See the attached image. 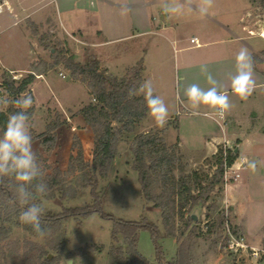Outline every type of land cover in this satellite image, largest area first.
I'll return each mask as SVG.
<instances>
[{"label": "rangeland", "instance_id": "374dc122", "mask_svg": "<svg viewBox=\"0 0 264 264\" xmlns=\"http://www.w3.org/2000/svg\"><path fill=\"white\" fill-rule=\"evenodd\" d=\"M237 1L240 3V0ZM250 1L252 7L250 19H259L260 25L264 27L262 0ZM22 2L24 8L21 23L13 24L14 19L11 16L5 12L0 13V66L19 70V73H15L17 80L26 76L33 68L32 65L36 67L35 80L17 98L25 93L33 97V106L27 110L29 128L33 137V151L45 172H51L53 167L65 170L69 163V155L78 147H81L86 160L91 159L93 133L77 112L80 107L95 100L85 85L71 79L70 71L61 62L55 63V58L57 55H64L84 63L87 56L93 54L106 75L118 78H121L127 69L136 65L140 56H144L148 62L145 80L152 81L158 92L157 95L162 97L168 106V120L177 121V128L169 127L162 135L169 144L178 141L179 153L185 166L184 174H191L193 170H198L202 175L213 173L215 166L211 165V154L215 152L217 144L226 139L223 135V128L226 131V125L214 113L210 116L204 115L203 109L194 113L187 109L184 103H174L172 98L174 76L172 74L169 76L168 84L164 65L160 66L158 62L156 64L153 51H142L147 45L146 39L130 36L128 9L130 0H93L95 5L89 6V9L93 10L96 4L97 6L103 4L102 11L96 13V21L83 13L74 12V15L80 18H78V27H75L73 22H70L71 25L68 23L65 14L58 8L57 0H23ZM167 2L168 0L164 5ZM180 2L190 8L193 4L196 5V0H191L190 3L189 0H180ZM33 6L39 10H36L31 17H26L29 11L33 10ZM4 7L3 5V9ZM90 13L88 15L94 14V12ZM187 13L189 12L185 14ZM84 17L87 19L84 20ZM71 20L75 21L73 16ZM98 22L101 27L97 26ZM77 28L81 31L79 32ZM97 28L102 32L97 33ZM258 35H264V31H258ZM254 39L257 43L264 41L260 37ZM168 61H165L166 67L171 63L172 57L170 63H167ZM5 71L0 67L2 91L1 75ZM38 72H42V76L37 74ZM5 94L10 99H15L5 91L1 95ZM136 94L143 95L139 92ZM229 99L233 105L230 111L237 115L240 111L239 98L230 94ZM12 106L14 104H10L6 109ZM207 111L210 113V110ZM214 118H217L222 127ZM74 120L80 124L77 132H72L68 127L70 121ZM156 127L153 118L146 115L132 132L125 133L116 141L114 157L106 176L98 177L96 190L101 196V208L104 213L117 220L141 221L145 218L152 222L159 232L157 245L160 246L164 260L169 261L176 256L178 243L174 237L163 233L160 210L145 201L138 174L132 168L133 135ZM47 135L55 137L52 145L44 144L43 139ZM230 145L234 146V142ZM250 163V160L245 161V166L238 171L239 177L227 187L226 197L240 199L241 203L246 197L257 201V205L253 206L243 202L240 209L246 214L252 227V230L247 232L245 240L253 237L261 242L264 237V163L256 162L255 168L249 170ZM75 180L77 178L71 177L72 182ZM225 187L226 184L222 180L209 193L207 202L194 208L198 218L191 227L195 233H199L195 238L194 246L196 263L264 264L262 251L255 257L249 249L229 248L227 230L235 224L229 202L225 197ZM93 199L90 186L77 187L75 191L67 190L63 197L56 194L50 199L43 198L41 207L44 212L57 213L66 207L89 205ZM256 223L261 224L257 232L254 231ZM113 224L112 219L104 218L95 212L83 218L80 224L75 218L63 221L60 232L57 231V234L48 237H33L21 227L14 226L7 246H18L19 255H22L24 246L31 242L38 247L44 246L51 264H108L109 249L116 242L111 238ZM178 225L180 226V222ZM58 235L62 236L61 248L51 249L50 245L53 242L57 243ZM117 242L122 241L120 239ZM137 249L148 260H157L156 242L148 228L139 229ZM18 258L9 262L21 264Z\"/></svg>", "mask_w": 264, "mask_h": 264}, {"label": "trees", "instance_id": "16d2710c", "mask_svg": "<svg viewBox=\"0 0 264 264\" xmlns=\"http://www.w3.org/2000/svg\"><path fill=\"white\" fill-rule=\"evenodd\" d=\"M261 6H264V0ZM58 62L70 71L71 79L85 85L95 99L80 107L77 112L93 133L91 159L86 160L81 147H78L69 155V163L65 170L53 167L51 172H45L43 169L48 191L44 195H38L32 203L41 206L43 198L50 199L56 194L63 197L67 190L75 191L77 187L86 186L91 187L94 199L91 204L83 207H66L57 213L44 212L43 236L48 237L57 231L60 232L62 222L69 218H75L80 224L83 218L97 212L114 222L111 238L116 242L109 249L108 264H197L194 246L199 233H195L191 227L195 221L190 213L196 206L206 203L209 193L223 180L224 165H231L237 158V153L234 152L235 145L225 149L221 145L217 146L215 153L211 155V165L215 166L213 173L202 175L198 170H193L191 174H184L185 166L179 153L178 141L169 144L162 135L169 127L177 128L176 119L168 120L162 128H151L133 135L132 168L138 174L142 195L147 203L160 210L163 233L174 237L178 243L176 256L165 261L160 246L157 245L159 232L156 226L145 218L141 221H125L104 213L101 208V196L96 190L98 177L106 176L114 157L116 141L125 133L132 132L148 113L143 95H130V90L138 89L142 83L144 70L142 62L127 69L121 78L106 75L93 54H89L84 63L57 55L55 63ZM32 67L26 76L18 80L8 71L3 72L1 75L3 91L15 98L24 93L36 78V67L34 65ZM15 111H18L15 105L0 110V135L6 126L8 115ZM54 141L55 137L52 135H47L43 139L44 144L49 145ZM73 176L77 178L75 182L71 181ZM13 184L14 181L8 177L0 180V264H15L9 261L18 257L21 264H51L44 246L38 247L31 242L24 246L22 255H19L18 246H7L14 226L21 227L30 236H41L31 225L19 220L23 207L14 202ZM141 228H148L154 237L156 261L148 260L137 249L138 231ZM230 230L235 236L241 235L237 225L230 226ZM57 237V243L53 242L50 245L51 249L61 248L62 236ZM226 238L229 239L228 234ZM120 239L122 242L118 243Z\"/></svg>", "mask_w": 264, "mask_h": 264}, {"label": "crops", "instance_id": "0c3cea01", "mask_svg": "<svg viewBox=\"0 0 264 264\" xmlns=\"http://www.w3.org/2000/svg\"><path fill=\"white\" fill-rule=\"evenodd\" d=\"M22 1L0 0V13L5 12L11 16L14 19L13 24L21 23L24 8ZM57 1L58 8L63 11L68 23L73 22L75 27H78L77 23L80 18L74 15V12L83 13L96 21V13L103 9V4L100 6L96 4L93 6V10L89 9V6L94 4L93 0ZM166 1L130 0L128 7L130 11V36L146 39L147 45L142 48V51H153L156 64L158 62L160 66L164 65L168 84L169 76L171 74L174 76L172 88L174 103H184V106L192 112L193 110L188 105L186 98H183L182 91L179 95L177 93L178 82L183 84V88H187L191 84H198L201 88L207 89L210 87L206 79L207 74L202 72L200 68V65L207 64L208 72L218 82V86L226 89L230 95L232 93L228 85L231 76L236 71V54L242 47L247 48L254 60V79L257 87L248 99H239L240 111L237 115L229 111L222 119L226 125V131L223 128V135L226 138L224 141L229 144L234 142L235 148H237V157H240L238 162L236 158V165L243 163L245 166V161L250 160L248 169L251 170L253 169L251 166L253 162L264 163V41L257 43L254 39L256 37L264 39V36L258 35V31H264V27L260 25L259 19H250L252 17L251 1L240 0L239 3L237 0H214V5L206 16H200L197 12L192 11L179 17H170L164 13L163 5ZM3 5L5 6L4 9ZM261 8V11H264V7ZM191 9L195 10L196 5L193 4ZM36 10L38 11L39 8L33 6V10H28L30 13L26 17H31ZM90 12H94V14L88 15L91 14ZM71 16L75 21L71 20ZM86 19L84 17V20ZM200 20L202 22H199ZM96 24L101 27L99 22ZM77 30L81 31L80 28ZM96 32L99 33L102 30L97 28ZM193 36L197 37V44L190 41ZM144 52L142 53L144 54ZM167 60H169L167 63L170 64L166 67L165 61ZM137 62H142L144 66L143 83L146 78L148 62L144 56H140ZM0 67L12 74L20 72L15 68L2 65ZM155 89L154 94L157 95L158 92ZM200 109H203L204 115L210 116V114H206L209 113L207 107L201 106ZM200 109L198 112H201ZM214 120L222 127L217 118ZM78 126H80L79 123ZM216 149L214 150L216 151ZM214 153L212 152V154ZM247 179L249 178L247 177ZM233 183L232 181L226 184L225 197L227 187ZM226 199L229 202L234 224L239 226L241 235L245 239L247 232L252 230V227L248 217L242 213L240 208H242L243 202L253 206L257 205V201L249 200L247 197L242 203L240 199L235 200L229 196ZM260 228L261 224L256 223L254 231L257 232ZM245 242L250 247L264 249V237H262L261 242L253 237H248Z\"/></svg>", "mask_w": 264, "mask_h": 264}, {"label": "clouds", "instance_id": "9594fccd", "mask_svg": "<svg viewBox=\"0 0 264 264\" xmlns=\"http://www.w3.org/2000/svg\"><path fill=\"white\" fill-rule=\"evenodd\" d=\"M191 0H189V3ZM214 5V0H196V9L186 7L180 0H168L163 6V11L170 17L183 16L186 12H197L200 16L209 14ZM235 74L231 76L228 87L231 93L241 100H246L256 89L254 79V60L252 54L242 47L235 57ZM201 71L206 73V79L210 85L207 89L198 84H191L183 88L178 82V95L182 91L183 98L194 113L201 106H205L210 113L223 119L232 108L229 93L218 86V82L208 72L207 64L200 65ZM137 92L143 94L148 108V115L153 118L157 127H164L169 117L168 106L159 95L154 94V86L151 80H145L138 89L130 90V95ZM32 95L25 93L19 98L10 99L6 94L0 95V110L14 104L18 111L8 115L6 126L0 135V180L8 177L14 181V202L23 207L19 220L31 225L39 235L45 234L42 226L44 209L37 203H32L38 195H44L48 191V185L44 180L45 173L38 163V158L33 151V137L29 128L28 109L33 106ZM255 168V163L251 165Z\"/></svg>", "mask_w": 264, "mask_h": 264}, {"label": "built area", "instance_id": "2783aa9c", "mask_svg": "<svg viewBox=\"0 0 264 264\" xmlns=\"http://www.w3.org/2000/svg\"><path fill=\"white\" fill-rule=\"evenodd\" d=\"M191 42L197 44L198 40L197 37L193 36L190 39ZM13 78H17L15 74L12 75ZM1 92L3 93V91L0 89V95ZM93 100H95L93 98ZM219 117V116H217ZM68 127L70 128V130L72 132L76 131L78 128V123L77 121H70ZM224 149L225 148H232L233 146H231L227 141H224L222 144H220ZM244 167L243 163H239V164H235V161L229 165V166H225L224 165V172H223V182H225V184L229 183L228 181L232 182L234 180H236L239 177V170H241ZM232 180V181H231ZM227 234L229 236V248H234L235 250L238 249H249L251 251V254L254 255L255 257L259 255V252L262 251L264 252V250L261 249H256L254 247H250L249 245H247V243L245 242V239L242 235L239 236H235L231 233L230 228H228L227 230Z\"/></svg>", "mask_w": 264, "mask_h": 264}, {"label": "water", "instance_id": "95a60500", "mask_svg": "<svg viewBox=\"0 0 264 264\" xmlns=\"http://www.w3.org/2000/svg\"><path fill=\"white\" fill-rule=\"evenodd\" d=\"M115 125H116V124H115ZM116 126H117V125H116ZM234 152H235V153L237 152V148H234ZM190 216H191V218H192L194 221H196L197 218H198V216L196 215L194 209H193L192 212L190 213Z\"/></svg>", "mask_w": 264, "mask_h": 264}, {"label": "bare ground", "instance_id": "6f19581e", "mask_svg": "<svg viewBox=\"0 0 264 264\" xmlns=\"http://www.w3.org/2000/svg\"><path fill=\"white\" fill-rule=\"evenodd\" d=\"M262 36H264V35H262Z\"/></svg>", "mask_w": 264, "mask_h": 264}]
</instances>
